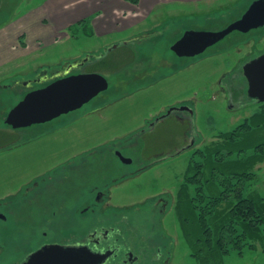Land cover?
Segmentation results:
<instances>
[{
    "label": "rangeland",
    "instance_id": "374dc122",
    "mask_svg": "<svg viewBox=\"0 0 264 264\" xmlns=\"http://www.w3.org/2000/svg\"><path fill=\"white\" fill-rule=\"evenodd\" d=\"M106 1L0 0V69L9 68L0 74V211L10 212L12 218L8 204L26 185L69 158L79 157L76 162H80L88 152H94L85 166L91 174L88 179L104 188L109 199L99 204L96 215L110 219L119 228L122 244L139 255L135 264H162L164 259L169 261L163 264H198L184 239L175 207L163 215L155 202L161 193H170L175 201L190 161H202L206 145L260 108V103L247 94L242 66L246 57L264 49V27L248 35H228L216 46L220 48L217 55H212V49L202 56L183 59L173 54L170 46L185 31L223 29L240 18L254 0L172 1L131 27L113 32L97 29L93 36H86L80 28L83 25L74 18L83 16L94 26V20L105 14ZM66 22L78 25V30L63 28L57 46L50 52L23 66L13 63L24 44L46 45L51 40L48 35ZM14 43L18 47H13ZM111 46L114 48L106 58L118 68L99 70L109 80L107 90L75 112L44 124L12 129L6 123L9 111L38 86L27 87L20 80L55 70L63 63H75L88 54L100 55ZM183 98L190 99L192 114L184 113L186 121L179 129V120L171 117L151 129L150 122L165 111L160 107L163 103ZM143 129V135L138 134ZM116 146L134 160L133 165L119 159ZM182 149L183 153L173 159L133 175L138 166ZM121 168L127 171L126 177ZM253 170L256 178L249 181L248 193L255 191L264 197V163ZM78 174H68L64 186L58 189L59 193L69 192L74 201L89 184L86 176ZM48 202L46 197L26 208L21 200L11 207L18 234L7 233L10 224L0 219V232H4L0 233V264L21 257L46 222L52 224V231L54 223L63 230L70 229L74 216L70 202L60 209ZM57 209V217H53ZM159 251L161 260L157 259ZM224 264H264V251L246 247L240 255L233 250Z\"/></svg>",
    "mask_w": 264,
    "mask_h": 264
},
{
    "label": "trees",
    "instance_id": "16d2710c",
    "mask_svg": "<svg viewBox=\"0 0 264 264\" xmlns=\"http://www.w3.org/2000/svg\"><path fill=\"white\" fill-rule=\"evenodd\" d=\"M78 23L86 36L94 35L85 19ZM95 60L85 72L118 68L106 55ZM218 136L206 145L202 161H190L176 196L182 233L198 264H224L231 251L242 255L246 247L264 251V197L247 189L256 178L253 169L264 163V102Z\"/></svg>",
    "mask_w": 264,
    "mask_h": 264
},
{
    "label": "flooded vegetation",
    "instance_id": "af4514ba",
    "mask_svg": "<svg viewBox=\"0 0 264 264\" xmlns=\"http://www.w3.org/2000/svg\"><path fill=\"white\" fill-rule=\"evenodd\" d=\"M244 13H242V15ZM263 27L264 25L256 27V28H252L246 32L240 31V30H234L228 35L232 33L248 35L249 33L255 30H259ZM183 34L181 35V37L183 36ZM228 35H226L222 40L218 41L214 45L208 47L203 53L195 55V56H179L171 49V46H170V49L173 52V54L183 59L202 56L207 51L212 50V49H214V51L211 52L212 55H217L219 53L220 48H217L216 46H218L220 42L224 41L228 37ZM263 53H264V49L253 55L246 57L244 64L242 66V71H243L244 76H245L244 74L245 64L253 60L254 58L260 56ZM88 55H89L88 61L85 62L84 64H79V62H81L82 59H80L79 61H76L75 63H67V64L63 63L59 68L55 70H48V69L45 70L44 69L45 71L38 73L35 77L31 79L27 78V79H24L23 81L20 80V82L21 84L27 87H33V85L37 83L38 86L36 88H40V87L46 86L47 84L63 76H67L69 74H74V73H79V72H84L83 70L84 66L88 62H92L95 59L100 58L99 55H92V54H88ZM223 76H226V75H223ZM245 78L247 79L246 76ZM219 83H220V86H222L223 84L222 77H220ZM247 83H248V79H247ZM13 85H15V83ZM155 85H157V82ZM36 88H31L30 90H33ZM248 88H249V83H248ZM247 94H248V89H247ZM250 99L255 103H261L260 101L253 99L251 97ZM189 101H190L189 98H183L177 102L168 101V102L163 103L160 107L163 106L164 107L163 110L165 111L161 113L160 115H158L153 121L150 122L151 129H155V125L157 126L159 122H162L166 118H170V117L174 118V120H177V119L179 120V121L177 120L178 121L177 123L179 124L177 128L179 129L180 125L183 124L182 122L186 121L184 113L189 112L190 114H192L191 106L188 103ZM231 106L232 104H229V107ZM69 113L70 112L66 114H69ZM62 115H65V114H62ZM62 115H60L59 117H61ZM174 116L176 117V119ZM44 123H47V122H44ZM44 123H36L30 126L21 127V128H13L11 125L9 126H11L12 129H22V128L32 127L34 125L44 124ZM144 131L145 129L141 130L138 134L143 135ZM177 132H179V130ZM155 133L156 131L154 130L152 136ZM191 145L192 144L189 143L187 146L191 147ZM115 148H116L115 154L119 157V159L122 162H124L117 153L118 151L120 152L122 151L118 149L117 146ZM183 151L184 149H182L181 151H177L174 154L167 155L166 157L154 159L148 163H145L142 166H138L136 168V171L133 170V175H140L141 173H143L150 167L156 165V163H162L164 161L171 160L173 159V157H176L177 155H180L181 153H183ZM93 154L95 153L88 152L83 158H81L80 162H76L78 161L77 158L79 157L74 158V159H72L73 158L72 157L71 159L69 158L66 161H63L62 163L57 164L59 165V167H53V168L47 169L48 172L46 173L44 177H42L40 180L35 179V181L25 186V189L21 194L14 196L13 200L11 199L12 202L8 204V205H11V207L16 206L22 200L24 207L30 208L32 204L41 203V201H43V199L45 200L47 197L49 201L48 202L49 205L51 206L57 205L58 209L68 206V203L70 202L69 200H71L69 204L73 206L74 216L71 218L72 221L70 223V229L68 230L66 229L63 230L64 228H61L58 225H56L57 223H54V231H52V228H50L52 227V224L51 223L49 224L48 222H46L47 224L43 225L42 227H40V230H38L39 231L38 236L37 238H35L36 241H34L32 245H29L28 247H25L23 249L24 252H22L21 257L15 259L14 261H11L8 264H22L24 261L28 259V257L30 256L32 252H34L35 250L45 245H49V244L73 245L80 249H83V251H87L92 254H97L100 257H103L107 254L108 256L103 260L102 263H99V264H135L136 262L139 261V255L135 254L132 249L125 247L122 244L121 231L119 230V228H117L116 225L112 224L110 219H106L104 217L96 215V211L98 210L99 204L102 202H107L109 199L106 200L107 191L104 188H100L101 186L93 183V181L90 183L88 179V176L90 177L91 174L88 173V169L85 166L89 164L90 160L92 161ZM133 162L134 160L127 164L133 165ZM124 170L125 169L121 168L120 171L122 172ZM71 172L74 175L76 174V176H79L78 173L81 172L82 176L87 177L86 181L89 183L87 185H84V189H82L83 191L82 195L80 196V198L76 199L75 201H74V198L69 195V192L67 191L63 192L61 190L59 193L58 191L60 186H64V183L66 181L65 177L68 174H71ZM126 172L124 171L121 173L123 177H126L127 175ZM47 190L48 192L45 195V192ZM57 192L59 193L58 196L56 195ZM174 203L176 204V197L174 201V197L171 196L170 193H166V194L161 193L157 197V200L155 202L157 210L159 211L160 214H163V215H166L170 211L172 206L175 207ZM11 207L9 209L13 213L12 218L10 217V212L9 214H6L3 211H0V214L2 215L0 216V219L5 220L10 224V226L8 225V232L4 230L5 232L7 233L12 232L13 234H18V230H16L14 227L15 223L17 222L16 214L13 212V209ZM58 209L53 211L52 213L53 217H57ZM47 218H50V217H47ZM44 219L46 220V218ZM79 219L80 221H78ZM0 233H4V232L2 231ZM131 252L133 253V256L130 255ZM161 256H162V252L159 251L157 254V259L161 260L162 259ZM168 261H169L168 259H164L163 263H166Z\"/></svg>",
    "mask_w": 264,
    "mask_h": 264
},
{
    "label": "water",
    "instance_id": "95a60500",
    "mask_svg": "<svg viewBox=\"0 0 264 264\" xmlns=\"http://www.w3.org/2000/svg\"><path fill=\"white\" fill-rule=\"evenodd\" d=\"M263 25L264 0H254L241 18L224 29L187 30L171 45V49L179 56H195L234 30L246 32ZM113 48L114 46L106 48L99 57L105 56ZM88 58L89 55H86L79 64H84ZM244 74L249 83L248 95L264 102V53L245 64ZM109 84L108 78L98 71L63 76L46 86L27 92L9 111L6 123L13 128H21L51 121L81 108L99 93L107 90ZM117 153L124 162H132V158L124 156L122 152ZM130 255L133 256V253ZM107 256L106 254L100 257L73 245L49 244L32 252L22 264H99Z\"/></svg>",
    "mask_w": 264,
    "mask_h": 264
},
{
    "label": "crops",
    "instance_id": "0c3cea01",
    "mask_svg": "<svg viewBox=\"0 0 264 264\" xmlns=\"http://www.w3.org/2000/svg\"><path fill=\"white\" fill-rule=\"evenodd\" d=\"M172 1H178V0H107V6L105 9V14L103 17H98L94 20V34L95 30H101L104 32H113L118 29H126L128 27H131L133 24L137 23L138 21H141L142 18L145 16H149L152 12H154L157 8L161 7L162 5H166ZM184 1V0H182ZM187 1V0H186ZM192 2H196L198 0H191ZM199 1H210V0H199ZM83 17V16H82ZM81 16H76L75 20H83L85 18H82ZM78 21V22H79ZM70 25H73V22H66L62 27H58L57 30L51 32L48 36L51 37V40L45 45L40 46H27L28 44H24V48L21 49L19 52V56L14 58L15 64L18 66L25 65L29 61L36 59L40 56H44L46 53L50 52L52 49H54L57 46L56 40L57 36H61L63 32V28L69 29ZM151 35V34H147ZM64 41V38L60 40L59 42L62 43ZM122 41H126L121 40ZM59 44V43H58ZM13 47L15 46V43ZM33 51V52H32ZM32 52V55H31ZM27 55H31L28 57ZM6 70H9V68L0 69V74L5 73Z\"/></svg>",
    "mask_w": 264,
    "mask_h": 264
}]
</instances>
